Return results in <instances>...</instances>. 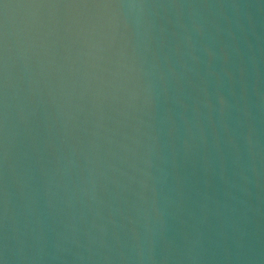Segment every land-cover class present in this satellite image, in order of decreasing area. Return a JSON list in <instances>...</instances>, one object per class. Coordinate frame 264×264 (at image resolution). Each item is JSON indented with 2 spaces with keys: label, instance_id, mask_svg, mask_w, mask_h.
<instances>
[{
  "label": "water",
  "instance_id": "water-1",
  "mask_svg": "<svg viewBox=\"0 0 264 264\" xmlns=\"http://www.w3.org/2000/svg\"><path fill=\"white\" fill-rule=\"evenodd\" d=\"M0 260L264 264V0H0Z\"/></svg>",
  "mask_w": 264,
  "mask_h": 264
},
{
  "label": "snow or ice",
  "instance_id": "snow-or-ice-1",
  "mask_svg": "<svg viewBox=\"0 0 264 264\" xmlns=\"http://www.w3.org/2000/svg\"><path fill=\"white\" fill-rule=\"evenodd\" d=\"M83 6H91V5H89L87 2H85V3L83 4ZM0 264H4L3 260H0Z\"/></svg>",
  "mask_w": 264,
  "mask_h": 264
}]
</instances>
